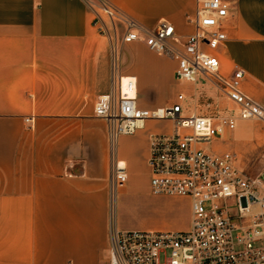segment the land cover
Returning a JSON list of instances; mask_svg holds the SVG:
<instances>
[{"label":"crops","instance_id":"obj_1","mask_svg":"<svg viewBox=\"0 0 264 264\" xmlns=\"http://www.w3.org/2000/svg\"><path fill=\"white\" fill-rule=\"evenodd\" d=\"M107 1L147 28L168 21L178 44L192 31L185 16L194 0ZM224 1L225 40L212 51L218 72L241 68V89L264 105V0ZM92 17L81 0H0V264L106 258L114 192L121 189L111 190L112 161L129 169L133 161L121 152L125 145L111 154L106 124L92 104L117 76L134 78L141 108L171 103L162 92L179 83L175 61L137 41L118 43L113 68L109 40L91 25ZM148 121L155 122L142 125ZM165 122L166 130L155 132L169 131ZM155 132L143 142L148 190L147 138ZM112 217L117 229L129 230ZM188 221L189 205L185 228ZM166 225L137 230L165 231Z\"/></svg>","mask_w":264,"mask_h":264},{"label":"built area","instance_id":"obj_2","mask_svg":"<svg viewBox=\"0 0 264 264\" xmlns=\"http://www.w3.org/2000/svg\"><path fill=\"white\" fill-rule=\"evenodd\" d=\"M81 1L93 13L91 25L109 40L113 54L119 42H140L175 61L176 82H208L234 110V114L223 113L200 92L192 98L208 111L190 110L182 91L167 105L141 108L133 77L122 82L117 76L108 92L95 98L92 112L106 124L112 155L118 134L131 133L144 120L170 123L169 131L148 135V186L152 194L187 197L189 221L182 230H120L111 207L107 256L94 264H264V181L240 170L235 153L203 148L232 129L237 118L264 125V105L241 89L242 69L220 74L212 53L225 40L227 3L194 0L192 13L185 16L192 31L178 44L166 20L147 28L107 0ZM112 67H116L115 56ZM260 84L264 87V72ZM24 121L31 128V119ZM119 163L112 161L111 190L126 178L124 164ZM228 198L234 199L231 207Z\"/></svg>","mask_w":264,"mask_h":264},{"label":"rangeland","instance_id":"obj_3","mask_svg":"<svg viewBox=\"0 0 264 264\" xmlns=\"http://www.w3.org/2000/svg\"><path fill=\"white\" fill-rule=\"evenodd\" d=\"M111 61L114 58L113 47L109 44ZM176 91H182L188 97L190 110L208 111L201 101L194 102L192 96L197 92L211 98L223 113L234 114L232 106L208 82L197 84L179 82L162 92V100L172 102ZM167 123L148 121L136 127L131 133L118 134L114 142L116 154L121 147L128 155L133 165L125 168V181L120 184L118 195L113 198L112 216L121 229L137 230L167 224L168 230L184 229L188 218V205L182 198H158L148 190L146 172L141 163L143 158L145 136L149 132L164 131ZM209 151L222 152L228 150L236 154V165L248 176H254L264 170V125L255 119H236L232 129L225 130L220 138H215L203 145ZM170 196V195H163ZM233 198H228L226 204L231 207ZM165 228V229H166Z\"/></svg>","mask_w":264,"mask_h":264},{"label":"water","instance_id":"obj_4","mask_svg":"<svg viewBox=\"0 0 264 264\" xmlns=\"http://www.w3.org/2000/svg\"><path fill=\"white\" fill-rule=\"evenodd\" d=\"M258 178H260L262 181H264V170L257 174Z\"/></svg>","mask_w":264,"mask_h":264},{"label":"bare ground","instance_id":"obj_5","mask_svg":"<svg viewBox=\"0 0 264 264\" xmlns=\"http://www.w3.org/2000/svg\"><path fill=\"white\" fill-rule=\"evenodd\" d=\"M125 80H126V77H124V76H121V81H122V82H124ZM119 165H123V163H122V162H120V163H119Z\"/></svg>","mask_w":264,"mask_h":264}]
</instances>
